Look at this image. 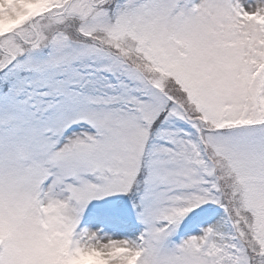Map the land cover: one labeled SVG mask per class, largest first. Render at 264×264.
<instances>
[{
    "label": "snow or ice",
    "instance_id": "6c2138e0",
    "mask_svg": "<svg viewBox=\"0 0 264 264\" xmlns=\"http://www.w3.org/2000/svg\"><path fill=\"white\" fill-rule=\"evenodd\" d=\"M0 21V264H264V0Z\"/></svg>",
    "mask_w": 264,
    "mask_h": 264
},
{
    "label": "rangeland",
    "instance_id": "374dc122",
    "mask_svg": "<svg viewBox=\"0 0 264 264\" xmlns=\"http://www.w3.org/2000/svg\"><path fill=\"white\" fill-rule=\"evenodd\" d=\"M0 27H2V21H0ZM199 224H195V225H193V227L196 229V230H198L199 229Z\"/></svg>",
    "mask_w": 264,
    "mask_h": 264
}]
</instances>
